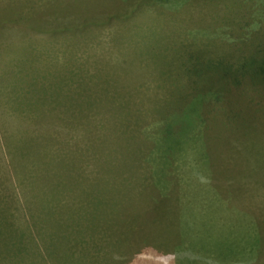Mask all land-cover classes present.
<instances>
[{"label":"rangeland","instance_id":"374dc122","mask_svg":"<svg viewBox=\"0 0 264 264\" xmlns=\"http://www.w3.org/2000/svg\"><path fill=\"white\" fill-rule=\"evenodd\" d=\"M262 69L264 0H0V264H264Z\"/></svg>","mask_w":264,"mask_h":264},{"label":"trees","instance_id":"16d2710c","mask_svg":"<svg viewBox=\"0 0 264 264\" xmlns=\"http://www.w3.org/2000/svg\"><path fill=\"white\" fill-rule=\"evenodd\" d=\"M159 58V57H158ZM157 58V59H158ZM160 61L162 60L161 58L159 59ZM182 68H184V67H182ZM199 68V70H197V74H198V79L199 80H202L201 79V75L200 74H204L205 76H207L208 78H211V76H209L208 74H205L206 72H207V68H205V66H200V67H198ZM262 71H264V69H262ZM264 75V74H263ZM177 76V75H176ZM167 79V78H166ZM164 80H165V78H162L161 79V81H162V83H164ZM167 82L168 83H170V80L169 79H167ZM215 82V81H214ZM236 84H235V87H228V86H225V82H219V81H217L216 80V82L215 83H213L215 86H211V87H207V90H204L203 92L201 91V92H199V91H194L193 92V95L195 94V97H198V95L200 94L201 96H203L204 94H212V95H214V96H211V97H208V101H202V99H200L201 97H198L199 98V100L200 101H202V102H199V105L201 106V107H203L204 105H208V107L206 106V108L204 109V111L203 112H200L199 113V115L202 117V118H199L200 120H202V121H204V117H206L207 118V120L205 119V121H208V122H211V120H210V118H209V112L211 113V110H213V108L211 107L213 104L214 105H217V106H219V107H217L216 109H215V111H216V113H218V112H221V116H222V118L224 119L225 117V115L227 116V114H229L230 115V111H232V110H234V112L235 111H237L236 113H240V111H241V109H242V112H244V111H246V114H248V105H249V101H248V98H246L245 96H243V94L242 93H240V89H241V84H240V82L239 81H237V82H235ZM198 87V83L196 82V84H195V90L196 89H198L197 88ZM232 90V91H231ZM213 100H216V101H213ZM246 100H247V103H246ZM204 103H207V104H204ZM216 103V104H215ZM35 104L36 105H33V104H31L30 105V108H33L35 111L34 112H36V111H38V112H40V113H43L44 112V110L42 109V107H44V106H40L39 105V103L37 102V101H35ZM24 105V104H23ZM169 106V105H168ZM250 106V105H249ZM25 108H26V106H22L21 107V110L22 111H25ZM29 108V109H30ZM164 108H165V110H166V112H164L165 114H164V116L161 118V119H164V121L165 120H167L168 121V123L166 124V126H164V133H165V137H163V138H166V137H168V135L169 134H173V130L171 129L172 128V126H171V123L170 122H177L180 118H182L183 120H184V117H186V118H189V117H191L190 119H192V116L190 115V114H187V115H185V113H184V115L183 116H177V117H174V119H172L171 118V116H170V114L168 113V110H167V105L166 106H164ZM210 108H211V110H210ZM264 108V107H263ZM249 109H251V107L249 108ZM164 110V109H163ZM260 110H262V107H261V109ZM252 113V111L250 110V113L249 114H251ZM261 113H263V115H264V112H261ZM211 114H213V113H211ZM172 116H175V115H172ZM217 116L215 115V118H216ZM182 119H180L181 120V122L180 123H183V120ZM227 121H230V119L228 118V116H227V118H225ZM229 119V120H228ZM216 120V119H215ZM184 121H186V122H188L189 120H184ZM248 122L250 123V124H253L254 125V122H256L257 123V121H256V119H255V117H254V115H253V113H252V117L250 116L249 117V119H248ZM190 123V122H189ZM178 125V124H177ZM176 125V126H177ZM48 129V128H47ZM173 131V132H172ZM32 146H33V144H31ZM31 145L28 147V148H30L31 147ZM23 147L24 148H22V150H24L25 149V147L27 148V145L25 144V145H23ZM15 150V149H14ZM14 150H12V157H11V162H13V158L15 157L14 155H16L15 153L16 152H13ZM24 151H22L21 152V158H22V160H23V162H25V164H26V159H25V155L27 154V153H23ZM11 155V154H10ZM20 161V160H19ZM29 161H30V159H29ZM29 163H31V162H29ZM12 167V166H11ZM12 170L15 172V169H13V167H12ZM17 172V171H16ZM224 175V179L225 178H227V176H225V173L223 174ZM48 177V176H47ZM237 180V178H234V177H228V180H230V182L232 183V181H234V182H236V180ZM231 183H230V186H227V187H229V188H231V189H233V187H231ZM45 197V196H44ZM42 218V217H41ZM259 222H257V224L255 225V227L256 226H259V224H258ZM50 225V224H49ZM37 233L39 234V233H41L40 231H39V229H40V225H39V227H37ZM40 235V234H39ZM252 235V234H251ZM1 236V235H0ZM128 236V235H127ZM255 236H257V238H256V240L254 241L255 242V244L256 245H258L259 243H260V239H259V235L257 234V232H256V234H254L253 235V237H255ZM231 237V246L233 245L232 244V240L234 239V237H235V235L234 236H230ZM229 237V238H230ZM126 238V237H125ZM244 238H246V237H244ZM249 238H252V236H250ZM4 241V240H3ZM5 241H7V245H5L6 247H5V255H6V259H8V260H10V261H18L20 258L18 257V255H17V253L11 248V247H9V242H8V239L6 240V238H5ZM253 245V244H252ZM254 247V246H253ZM250 249V248H249ZM248 249V250H249ZM247 250V251H248ZM250 251V250H249ZM251 252V251H250ZM117 262V264H119V262H121V261H116ZM79 264V263H78Z\"/></svg>","mask_w":264,"mask_h":264}]
</instances>
